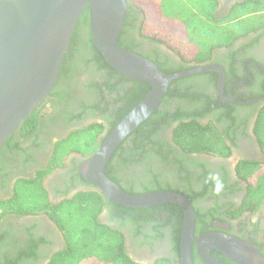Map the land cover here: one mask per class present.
I'll return each mask as SVG.
<instances>
[{
  "label": "flooded vegetation",
  "instance_id": "1",
  "mask_svg": "<svg viewBox=\"0 0 264 264\" xmlns=\"http://www.w3.org/2000/svg\"><path fill=\"white\" fill-rule=\"evenodd\" d=\"M219 1L216 16L224 19L239 0ZM123 42L135 53L145 58L157 59L166 71L175 70L173 74L186 71L181 70L182 62L179 57L166 47L141 40L137 29L129 27ZM203 65L218 66L225 73L222 93L219 87L220 76L215 71L206 73H216L217 76L199 79V89L195 88L202 95L199 104L206 105L208 109L204 117L198 120L204 125L214 126L213 134L220 140L215 148L217 151L209 154H184L173 142V130L179 123L176 122L164 129L159 136L161 145H164V156L172 161L169 168L167 163L164 165L160 161L157 153L149 152L146 148L143 151L136 150L135 154H123L124 158L129 159V164L122 166L123 169L116 166L117 170L111 175L124 192L139 195L167 191L157 189L167 185L178 186L183 191L184 184L179 171H184L185 175L192 177L191 190L202 191L204 194V197L193 198L194 206L181 194L199 211V215L195 211V237L209 234L231 235L249 241L264 255V207L256 213L242 211L249 179L246 180L239 171L245 163L251 166L264 165V149L255 132L264 100L253 104L254 106L250 105L253 107L229 101L230 96L237 102H242L239 100L241 97L264 99V27L235 41L231 47L216 49L211 63ZM84 71L80 67L75 72L76 76L60 82L58 91L69 93L72 98V102L66 106L67 112L56 97H51V103L46 108L48 115L39 123L36 132L30 137L23 136L19 130L20 125L7 139L12 138L9 145H6V141L0 150V200L3 203L15 198L21 182L33 184L40 178L42 196L45 199L38 204L47 202V207H58L83 193H97L104 198V203L108 202L97 187L86 182L81 175L82 164L93 153L84 155L72 152L65 157L62 166L44 175L50 168L57 142L98 122L105 126L104 132L97 139L100 146L109 130V122H115L116 113L122 109L123 101H117L116 95L106 92V99L100 107L102 112L90 110L84 113L81 106L92 108L101 102L99 92L91 93L88 86L91 82H102L101 78L106 75L105 71H98L94 65L90 66L89 71ZM125 84L127 90L133 86L131 83ZM123 95L124 93L121 97ZM168 104L173 112L179 106L186 113L197 109V105L178 99L171 100ZM231 104L238 108L228 109L226 106ZM201 108L203 107H199ZM67 113L76 116L72 122L65 119ZM80 114L81 117L76 119ZM132 139V136L126 139L125 147H134ZM115 161L118 165L122 163L119 157ZM202 175L207 179L204 183L199 180ZM217 182H222L223 185L219 193L215 190ZM188 193L192 195L191 191ZM35 199L38 200L39 197L36 195ZM163 206L145 208L152 209L142 212H125L117 207L104 206L98 220L123 233L126 251L136 263L156 264L161 260H168L169 264L181 263V257H178L173 244L177 233V213L167 211ZM47 207L37 209L32 214L5 212L0 209V264H49L52 256L63 250L66 245L63 232L51 218V211ZM194 248L197 264H205L196 244L193 250ZM210 255L219 264H236L215 250H211Z\"/></svg>",
  "mask_w": 264,
  "mask_h": 264
},
{
  "label": "trees",
  "instance_id": "2",
  "mask_svg": "<svg viewBox=\"0 0 264 264\" xmlns=\"http://www.w3.org/2000/svg\"><path fill=\"white\" fill-rule=\"evenodd\" d=\"M199 1L201 0L195 1L193 3L194 8H192V6L189 7L188 2L186 3L185 0H128L126 21L118 45L134 52L130 46L125 45L123 42L127 30L132 27L137 29V34L141 40L166 47L174 53L182 62L181 70H187L211 63L213 52L216 49L231 47L235 41L264 27V0H239L224 19H219L216 16V11L220 5L219 0H202L201 4ZM197 6L199 12L195 9ZM150 26H155L156 30L149 32L148 27ZM147 59L151 60L167 74H173L175 71H166L157 59L149 57ZM93 65L97 67L98 71H105L106 73L101 78L102 82H91L88 86L91 93L93 91L99 92L98 96L101 102L96 103L92 108L91 106H81L83 112L90 110L102 112L100 107L103 106V100L106 99L104 96L106 92H109L108 94L110 95H116L117 101H123L122 109L116 113V121L109 122V130L101 143L151 90L149 84L125 78L108 65L103 55L92 42L89 29V9L86 8L79 19L68 52L64 58L58 84L50 96L40 103L34 112L22 122V126L19 129L21 134L30 137L36 132L39 123L48 115L46 108L51 103V97H56L59 103L65 106V112H67L66 106H69L72 98L69 93L58 91L61 87L60 82L63 79L76 76L75 72L80 67H83L84 72H86ZM212 75L217 76L216 73H204L182 78L172 83L158 109L130 135L133 138L132 145L134 147H125V140L106 166V175L116 182V178L111 175L114 170H117L115 167L118 166V169H123L122 166L129 164V159L124 158L123 154H128L129 152L135 154L136 150L143 151L146 148L149 152L154 151L157 153L160 161L162 160L164 165L167 163L166 166L169 168L172 161L167 156H164V145H161L159 136L164 129L171 127L176 122L179 123L173 130L172 138L175 146L184 154L193 155L216 152L215 148H217L220 140L213 134L214 126L204 125L198 120L203 118L208 110L206 105L199 104L202 100V95L198 94L197 91L201 83L198 80ZM125 83H131L133 86L127 90ZM122 93L124 95L121 97ZM177 99L197 105V109H191V111L186 113L179 106L173 112L168 102ZM254 99L255 97H241L239 100L248 102ZM201 106L203 108L199 109ZM226 107L228 109L238 108L233 104ZM75 117L67 113L65 119L68 122H72ZM79 117H81V114L76 119ZM104 129L105 126L97 122L83 130H77L66 139L57 142L52 153L50 168L44 175H48L56 167L62 166L65 157L72 152H81L84 155L94 153L99 147L97 139L104 132ZM255 132L260 145L264 149V108L257 120ZM9 140L6 145H9ZM117 157L122 160L119 165L115 161ZM243 165V168H240L239 171H241V175L246 180L249 179V183L242 211L256 213L264 207V165L255 164L251 166L247 163ZM179 172L182 177V184H184V187H182L183 191L178 186L173 187L172 185L161 186L157 189L183 194L194 206L195 200L193 198L204 197V194L202 191L194 192V190H191L192 177L185 175L182 170ZM40 180L33 184L21 182L17 187L14 199L5 203L0 200V209L2 208L5 212H20L24 214H32L37 209H46L47 202L38 204L45 199V196H42L43 189ZM199 180L203 183L207 181L204 175L199 177ZM189 191H191L192 195L188 193ZM127 194L134 195L131 192H127ZM36 195L39 197L38 200L35 199ZM104 206L117 207L125 212H142L152 209L126 208L109 201L104 203V198L97 193H83L71 201L64 202L61 206L47 207L51 211V218L63 232L66 243L63 250L52 256L49 264H139L127 253L123 233L119 229H114L98 220V216L102 213ZM163 208L167 211H176L177 213V233L174 236L173 244L178 257H180L183 211L176 204L164 205ZM195 211L199 215L197 208H195ZM195 258L194 248L193 263L197 264ZM169 263L168 260H161L156 264ZM175 264L181 263L176 262Z\"/></svg>",
  "mask_w": 264,
  "mask_h": 264
},
{
  "label": "water",
  "instance_id": "3",
  "mask_svg": "<svg viewBox=\"0 0 264 264\" xmlns=\"http://www.w3.org/2000/svg\"><path fill=\"white\" fill-rule=\"evenodd\" d=\"M128 4V0H0V150L55 89L79 19L88 8L92 42L108 65L125 78L149 84L151 90L82 164L83 179L95 185L106 200L126 208L180 206L181 264H193L194 244L205 264H219L211 257V250L236 264H264V255L249 241L224 234L196 238L197 216L185 196L169 191L130 195L106 175V166L119 146L158 109L172 83L215 71L220 76L221 93L225 84V73L218 66L203 65L167 74L151 60L120 47L118 41ZM262 100L237 102L232 96L229 99L242 106Z\"/></svg>",
  "mask_w": 264,
  "mask_h": 264
},
{
  "label": "rangeland",
  "instance_id": "4",
  "mask_svg": "<svg viewBox=\"0 0 264 264\" xmlns=\"http://www.w3.org/2000/svg\"><path fill=\"white\" fill-rule=\"evenodd\" d=\"M195 1H197V0H185L186 3L188 2L189 7L192 6V8H194L193 3H194ZM201 1H202V0H201ZM201 1H199L200 4H201ZM195 9H196L197 12H199L198 6H197ZM206 13H207V12H206ZM155 30H156V27H155V26H150V27H148V31H149V32H154Z\"/></svg>",
  "mask_w": 264,
  "mask_h": 264
},
{
  "label": "clouds",
  "instance_id": "5",
  "mask_svg": "<svg viewBox=\"0 0 264 264\" xmlns=\"http://www.w3.org/2000/svg\"><path fill=\"white\" fill-rule=\"evenodd\" d=\"M223 185L222 182H217L216 186H215V190L217 193H219L222 189Z\"/></svg>",
  "mask_w": 264,
  "mask_h": 264
},
{
  "label": "crops",
  "instance_id": "6",
  "mask_svg": "<svg viewBox=\"0 0 264 264\" xmlns=\"http://www.w3.org/2000/svg\"><path fill=\"white\" fill-rule=\"evenodd\" d=\"M134 1H137V0H134Z\"/></svg>",
  "mask_w": 264,
  "mask_h": 264
}]
</instances>
